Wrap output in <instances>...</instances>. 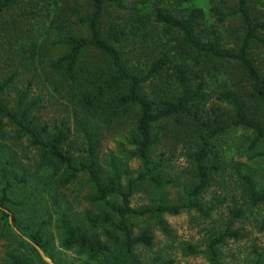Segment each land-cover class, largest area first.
<instances>
[{
	"label": "trees",
	"instance_id": "trees-1",
	"mask_svg": "<svg viewBox=\"0 0 264 264\" xmlns=\"http://www.w3.org/2000/svg\"><path fill=\"white\" fill-rule=\"evenodd\" d=\"M24 1L37 4L42 0H0V15ZM73 1L76 7L69 14V6ZM85 1L90 6V11L85 14L81 12L76 0L51 2L57 11L55 17L61 18L64 23L55 25L53 22L51 25L52 29L58 31L53 44L62 52L50 63L51 68L62 73L80 90L75 97L83 116L78 117L76 114L74 125L84 139L85 156L74 158L64 149L69 137L64 122L56 125L52 132L42 134L28 120L31 109L38 101L36 98L29 100L30 81L18 91L14 109L0 101V132L6 122L11 124L19 136L27 137L31 145L39 149L41 161L36 178L15 179L14 176L11 179L7 176V168H1L0 178L4 185L0 197V225L11 232V224L8 222L11 216L12 224L31 240L29 242L21 234L14 233L21 244L36 250L35 244L49 256L47 242L42 239V231L48 220H42L33 233L20 227L17 210L26 206V197L12 199L10 194L16 193L19 186L29 181L33 187L56 193L83 174L91 187L86 200L91 205H100L102 210L99 213L84 212L83 222L89 232L72 218L67 207H62L55 226L60 246L83 253L89 260L102 258L105 264H142L135 257L134 251L139 246L150 249L154 237L147 229L135 234L133 220L152 217L166 230L162 219L164 214L176 215L182 211L195 210L207 215L208 210L202 207L199 198L210 186L211 176L219 167L210 163L216 154L212 150L213 140L232 128L250 131L253 134L251 147L264 138V69L251 57L253 43L264 49V20L253 16L250 4L254 0H222L227 4V10L215 12L218 21L223 22L236 16L242 22L241 34L235 45L224 47L216 35L205 39L202 31L197 30L203 18L202 9L192 7L182 17L157 9L154 14L155 23L161 24L166 35L176 34L186 51L180 53V50L174 48V51L163 52L145 72L128 64L125 58L128 51L124 48L133 42L139 28H145L144 10L134 6L126 10V0ZM180 1L186 3L191 0ZM109 6L124 10L130 15V22L122 25L114 21L103 26L102 20ZM60 9L64 10L62 15L58 12ZM72 15H76V21L70 18ZM23 16L21 19L24 20ZM76 22L87 27V35H77L66 30ZM89 49L96 50L104 64L85 73L81 69V60ZM177 54H182V62L175 59ZM224 61L239 67L246 86L238 92L233 89L220 92L216 99L229 105L231 111L221 112V119H204L201 115H204V105L210 99L206 92L207 77L214 74ZM164 73L166 75L163 76ZM18 74L17 70H13L4 77L0 76V92L12 85ZM154 78H160L163 87L153 85L152 94L149 95L144 91L145 84ZM131 111H134L132 125L126 132L125 141H120V144L131 147L128 153L140 162V170L133 173L128 167L121 168L117 158L111 155L109 167L103 174L98 159L100 128L96 117L106 115V121L113 122L114 118ZM178 115L190 118L192 127L197 131L194 151L189 154L194 167V181L182 189L180 202L171 203L163 190L174 180L166 177L161 165L154 160L153 153L161 143L158 123ZM258 155H264V151ZM240 177L246 186L250 204H263L264 190L257 189L249 174ZM141 186H148L153 191L150 193V202L142 207H134L131 197ZM260 229L264 230V220L260 223ZM239 236L238 231H231L227 227L219 238L209 244L210 259L218 263L216 245L226 237ZM6 263L36 264L11 252L6 253Z\"/></svg>",
	"mask_w": 264,
	"mask_h": 264
},
{
	"label": "rangeland",
	"instance_id": "rangeland-1",
	"mask_svg": "<svg viewBox=\"0 0 264 264\" xmlns=\"http://www.w3.org/2000/svg\"><path fill=\"white\" fill-rule=\"evenodd\" d=\"M52 1L42 0L37 4L24 1L0 15V76L4 77L13 70L19 73L12 85L0 92V101L14 109L18 91L30 81L29 100L36 98L38 101L31 109L28 120L42 134L52 132L56 125L64 122L69 131L68 144L64 149L74 158L84 157V139L74 125L75 115L83 116L75 97L80 90L62 73L50 67V63L62 52V49L53 44L58 31L52 29L51 25L53 22L55 25L64 23L61 18L55 17L57 11ZM76 1L83 14L90 11L85 0ZM250 5L253 16L264 20V0H254ZM70 6L69 12L67 11L69 14L75 10L76 2L73 1ZM125 6L128 11L133 6L144 10L145 28H139L135 38L132 37L133 42L126 44L124 48L128 51L125 57L128 64L145 72L151 62L163 52L174 51V48L180 50V53L186 51L176 34L166 35L161 24L155 23L154 14L157 9H163L177 17L185 16L192 7L202 9L203 18L197 30L202 31L205 39L216 35L224 47H233L242 30V22L236 16L223 22L218 21L215 12L227 10V4L222 0H191L186 3L180 0H126ZM59 11L60 15L64 12L63 9ZM129 16L124 10L119 11L109 6L102 24L106 26L108 22L117 21L127 25L130 22ZM70 18L76 21V15ZM66 30L77 35L88 34L87 27L78 22ZM182 54L176 55L178 62H182ZM251 57L264 69V49L261 45L252 44ZM103 64L104 60L97 51L89 49L82 56L81 69L88 73L92 68ZM207 78L206 92L210 99L205 103V112L201 116L210 120L221 119V112L231 110L229 105L216 98L220 92L228 89L237 92L243 90L246 86L242 79L243 74L236 64L224 61ZM162 84L160 78L149 79L144 91L151 95L153 85L163 87ZM133 113L134 111L121 114L113 122L106 121V115L96 117L100 128L98 159L103 174L109 167L111 155L117 158L121 168L128 167L133 173L140 170V162L128 153L131 147L120 144V141H125L126 132L132 125ZM157 128L162 137L153 157L161 165L166 177L174 180L163 192L169 202L177 203L181 200L182 189L194 181V167L189 154L194 151L197 131L192 127L191 119L183 115L161 121ZM252 138L250 131L232 128L213 140L212 150L216 154L212 156L210 163L220 168L213 172L210 186L199 198L202 207L208 210L207 215L195 210L182 211L176 215L164 214L162 219L166 230L152 217L133 220L135 234L147 229L154 237L150 249L143 246L135 249V257L140 263L165 264L171 261L170 264H264V230L260 229V223L264 220V203L256 206L250 204L246 186L240 177L249 174L257 189L264 190V155H258L264 151V138L251 147ZM40 164L39 149L32 146L27 137L19 136L16 129L6 122L0 132V177L1 168L4 167L7 168L8 178H36ZM2 185L4 181L0 178V197ZM90 191L91 187L83 174L56 193L33 187L31 181L19 186L16 193L10 194L12 199L26 197V206L17 210L18 225L33 233L40 222L47 219L42 239L47 242L49 256L40 248L47 257L45 260L36 247L34 250L22 245L14 234L21 233L12 224L9 216L11 232L0 225V264H7V252L32 260L36 264H105L102 258L89 260L83 253L62 248L55 230L58 212L62 207H67L72 218L87 229L83 222L84 212L99 213L102 210L100 205H91L86 200L85 197ZM151 192L153 191L148 186H141L131 197V204L134 207L148 205ZM227 227L231 231H238L240 236L226 237L216 245L218 263H215L210 259L209 244L219 238ZM87 231L91 232L88 229ZM21 235L31 242L29 238ZM101 238L105 241L103 236Z\"/></svg>",
	"mask_w": 264,
	"mask_h": 264
},
{
	"label": "water",
	"instance_id": "water-1",
	"mask_svg": "<svg viewBox=\"0 0 264 264\" xmlns=\"http://www.w3.org/2000/svg\"><path fill=\"white\" fill-rule=\"evenodd\" d=\"M0 208H1V207H0ZM35 247H36L37 250L42 254L43 258H44L45 260H47V257L44 255V253H43V251L40 249V247L37 246V245H35ZM51 264H52V263H51Z\"/></svg>",
	"mask_w": 264,
	"mask_h": 264
}]
</instances>
